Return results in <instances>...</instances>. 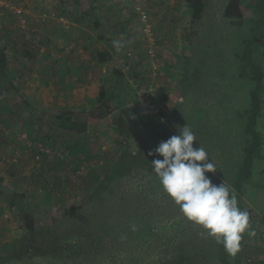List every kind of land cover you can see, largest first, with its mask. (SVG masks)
<instances>
[{"label": "rangeland", "instance_id": "rangeland-1", "mask_svg": "<svg viewBox=\"0 0 264 264\" xmlns=\"http://www.w3.org/2000/svg\"><path fill=\"white\" fill-rule=\"evenodd\" d=\"M228 2L204 0L198 21L192 20L187 0L145 2L155 38L153 83L162 99L180 98L172 112L159 119L165 126L162 133L178 135L177 128L187 124L196 136L193 147H204L216 169L238 160L241 115L250 88L237 77L236 55L254 20V0H241L242 19L223 17ZM95 17L103 21V32H96ZM142 36L132 0H0V51L6 59L0 73V264H63L38 256L36 237L31 241L36 249L24 250L22 242L32 240L25 224L32 223L38 232L45 230L39 238L48 237L64 247L57 252L75 254L77 243L70 234L81 233L88 225L97 204L90 213L87 194L94 179H103L116 153L127 147L131 154L151 152L157 159L154 150L159 142L152 133L159 131L152 130L154 121L143 117L155 114L135 107L129 82L151 80ZM261 63L264 67V59ZM101 87L112 90L119 106L111 105L110 114L93 106ZM47 97L49 106L37 104L36 98ZM119 114L133 133L130 139L121 135L115 123ZM99 115L103 117L88 120ZM140 117L143 122L137 120ZM258 129L264 131V120ZM218 133L231 135L223 139ZM206 175L213 183L223 181L228 186L219 174ZM139 183V173L132 170L111 185V198L102 202L109 206L105 216L113 213L123 196L128 211H119L117 222L135 217ZM165 195L157 199L166 211L172 206ZM243 201L255 236L245 233L232 257L236 264H264V192L253 191ZM66 211L70 216L63 214ZM165 211L158 241L154 229L142 244L134 239L114 245L104 242L105 251L97 259L93 254L90 262L150 264L158 261L156 251L149 249L153 245L175 240L176 249L183 244L177 239L182 232H198L180 213L173 217ZM107 223L116 228L115 220ZM65 236L68 239L62 240ZM170 254L163 252L159 259ZM207 260L201 264H214Z\"/></svg>", "mask_w": 264, "mask_h": 264}, {"label": "trees", "instance_id": "trees-1", "mask_svg": "<svg viewBox=\"0 0 264 264\" xmlns=\"http://www.w3.org/2000/svg\"><path fill=\"white\" fill-rule=\"evenodd\" d=\"M187 2L192 11V20H200L204 9V0H187ZM253 15L254 20L251 28L247 32V38L243 42L240 53L236 55L237 61L239 62L237 77L241 82L246 83L250 87L247 91L248 105L241 115L243 126L240 133L241 143L237 154L239 157L238 160H232L231 162L233 163L222 164L219 169L217 168L216 172V174H219L225 179L230 190L236 193L238 206L246 211L247 208L243 203V197H248L253 191L264 192V131L258 129L260 120H264V67L261 63V60L264 59V0H254ZM223 17L228 19H242L241 0H229L223 11ZM99 24V20L94 22L97 33H100L101 27ZM5 66L6 59L0 51V73L4 72ZM114 98V93H112V90L109 92V87H101L98 99L93 106L95 108L101 107L105 115L110 114L112 110L111 105L114 108H119ZM179 100L180 98L175 95H166L160 100L159 109L155 115L143 116L146 118L149 117L151 121H154L152 130L159 131V133L152 134L154 135V139L158 140L159 144L171 137L170 133H162V129H165V126L159 122V119L167 117L175 105L179 103ZM135 103L134 93L133 104L138 108V105ZM101 117L103 116L90 117L96 119L88 118V120L91 122L92 120L101 119ZM143 117L137 120L143 122L145 119ZM61 118L63 117H59V119ZM66 121L69 122L68 118H66ZM115 123L123 137L132 138L133 133H130L127 129L124 116L119 114L117 122L115 121ZM230 135L231 133H218V138L225 139L230 137ZM236 142L237 140H235ZM156 158L162 159L157 156ZM153 160L155 158L153 155H149L148 152L143 153L140 151L136 154H131L128 152L127 147H123V149L116 153L103 179H94L91 189L88 192L89 194H87V201L92 203L90 204V213L97 204L96 210L92 213L88 225L83 232L76 234V231H74L70 234L72 235L70 240H74L77 243L74 244L77 247L75 254L70 251L67 252V250L63 253L57 252L58 249H64V247L51 243L48 241V237H46L47 240L40 239V235L46 233V231L41 230L38 232V230L34 229L32 223L29 222L25 224V231L32 240L28 242L23 241L21 246L25 251L35 250L34 243H37L36 246L39 244L36 251L38 256L51 258L63 264H95L96 261L91 263L90 259L93 254H95V258L97 259L100 255L99 253L105 251L104 242H111V245H114L120 244L122 241L129 243L134 239L138 244H142L148 242V231L150 233V230L154 229L157 231L154 238L155 241H158L164 229L161 224L164 223L162 217L165 209L160 204L162 200L157 198L160 195L164 198L165 193L160 191L159 179L152 171L151 163ZM220 160L223 161L224 159ZM132 170L139 173V187H141L137 199L136 216L131 218L129 222L119 224L117 222L118 212L128 211L125 197L122 196V201L118 200V204L109 217L105 216L109 206L103 205L102 202L103 200H109L111 198V185L115 184L121 176ZM111 192L114 193L115 191ZM165 196L167 197V195ZM168 203L172 207L167 208L166 211L168 213L165 211L166 215L174 217L180 213L179 207L172 200H169ZM68 212L66 211L63 214L70 216ZM87 215L89 214L83 217L87 219ZM139 216L146 217V219L139 220ZM110 219L116 221L115 229H113L110 223H107ZM196 229L198 232H182L177 239L183 244H180L181 246H178L176 249H173L175 248V240H169L168 244H163L161 247L160 245H153V247L149 248L150 250L154 249L156 251L154 257H157L158 260L153 263L150 262V264H201L203 261H208L207 259L209 258L214 264H236L232 255L226 252L222 245L217 244L211 239L203 229L200 228L199 230L198 226H196ZM54 235V233H51V237ZM146 236H148L147 239L145 238ZM35 237L36 242L32 243ZM61 239L65 240L68 238L65 236V238ZM65 245L71 247L68 243H65ZM163 252L166 254L171 252V254L159 259V256ZM136 263L145 264L146 262L139 260Z\"/></svg>", "mask_w": 264, "mask_h": 264}, {"label": "clouds", "instance_id": "clouds-1", "mask_svg": "<svg viewBox=\"0 0 264 264\" xmlns=\"http://www.w3.org/2000/svg\"><path fill=\"white\" fill-rule=\"evenodd\" d=\"M177 130L178 135L161 142L154 150L162 159L152 161V171L183 218L235 256L243 235L255 236L249 213L238 206L236 193L223 181L215 184L206 175L216 173L217 169L204 147H193V130L187 124Z\"/></svg>", "mask_w": 264, "mask_h": 264}, {"label": "built area", "instance_id": "built-area-1", "mask_svg": "<svg viewBox=\"0 0 264 264\" xmlns=\"http://www.w3.org/2000/svg\"><path fill=\"white\" fill-rule=\"evenodd\" d=\"M146 0H132L133 14L141 23L142 31V40L146 44V55L150 59V74L151 80L149 83L144 81H139L135 78H131L129 82L133 85L135 93V104L138 105V108L146 113L156 114L159 109L160 100L162 96L158 90V85L153 83V78L156 76L157 64L153 59L155 55V38L153 34L152 25L150 22L149 15L146 11L145 6ZM129 55V54H128ZM131 58V55L128 56V60ZM125 69L128 70L129 66L126 65ZM142 77V76H141Z\"/></svg>", "mask_w": 264, "mask_h": 264}, {"label": "crops", "instance_id": "crops-1", "mask_svg": "<svg viewBox=\"0 0 264 264\" xmlns=\"http://www.w3.org/2000/svg\"><path fill=\"white\" fill-rule=\"evenodd\" d=\"M48 9H50V7H48ZM96 20H99V19H97L96 17H95V21ZM99 26L101 27L100 29H101V31L103 32L104 30H105V26H104V24H103V21L100 19L99 20ZM54 98H57V96L56 97H54ZM54 98H53V100H54ZM36 100H38L37 101V104H40V105H42V108L43 107H47V106H49V102H50V100L48 99V97H47V99H44V98H36ZM52 100V101H53ZM68 101L70 102V104H71V99H70V97H68ZM68 102V103H69ZM3 175V174H2Z\"/></svg>", "mask_w": 264, "mask_h": 264}]
</instances>
